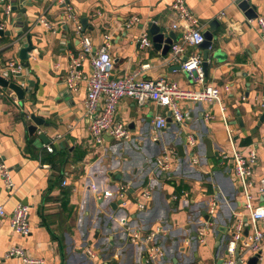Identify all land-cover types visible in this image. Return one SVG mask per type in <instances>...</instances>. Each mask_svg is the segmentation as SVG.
<instances>
[{"label": "crops", "instance_id": "1", "mask_svg": "<svg viewBox=\"0 0 264 264\" xmlns=\"http://www.w3.org/2000/svg\"><path fill=\"white\" fill-rule=\"evenodd\" d=\"M173 1L5 0L0 6L2 31L10 34L0 36L8 40L0 45V66H22L17 77L0 74L8 83L0 84V162L13 184L8 191L0 177V206L9 214L16 204L26 205L30 226L29 235L21 237L11 230L8 216L0 219V264H20L5 258L13 246L44 264H148L146 247L130 242L129 234L155 226L163 229L159 242L165 264L225 263L233 226L245 215L241 186L232 174L228 129L237 149L257 154L253 201L264 205L257 190L264 178V44L256 24L264 17V0H249L253 18L239 8L242 0H184L197 27L213 35L202 83L181 70L179 62L170 61L171 47L167 53L153 47L150 24L165 36L173 32L176 41L181 38L171 30ZM25 18L31 22L23 33ZM145 33L149 48L140 47ZM27 36L32 50L20 60ZM82 37L90 39L93 51L107 47L115 78L138 72L143 79L162 78L183 89L214 86L221 104L184 101V120L178 124L165 109L138 107L124 98L115 121L127 127L130 138L105 135L97 144L85 111L87 56L76 90L65 83L70 57L79 55ZM195 53L203 57L201 48L187 45L181 57ZM156 114L164 115L167 125L154 140ZM34 125L36 131L30 134L28 127ZM168 149L177 156L171 171L164 173L155 160ZM144 190L150 191L151 201L139 212L135 204ZM214 201L217 214L201 242L198 231ZM259 255L257 264H264V242ZM251 256L245 253L241 264Z\"/></svg>", "mask_w": 264, "mask_h": 264}, {"label": "built area", "instance_id": "2", "mask_svg": "<svg viewBox=\"0 0 264 264\" xmlns=\"http://www.w3.org/2000/svg\"><path fill=\"white\" fill-rule=\"evenodd\" d=\"M5 0H0V6ZM63 3V0H60ZM171 9L175 20L171 24V30L179 31L181 38L176 41L170 49L169 59L173 62H179V68L189 77L202 83L204 74L202 70V56L198 53L191 54L182 58L181 55L185 46H199L203 40V33L196 25V19L186 6L184 0H174ZM10 8L5 7V12ZM224 14H220L223 19ZM135 19V18H134ZM136 20V19H135ZM230 23V22H229ZM47 25V23H45ZM258 33L264 44V17L256 19ZM0 30L2 27L0 25ZM80 27H76V32ZM151 41L145 33L141 36L140 47L149 48ZM87 56L89 58L90 72L87 80L85 111L89 120L88 129L97 144L101 143L103 136L108 135L115 140L125 141L130 138V132L121 122L115 121V115L122 99L133 100L138 107L148 104H154L168 112L169 118L178 124H182L184 115L181 110V103L186 102H204L207 104H221L219 89L214 86H203L199 89H183L173 82L165 79H143L138 72L126 74L115 78L112 75L113 60L106 46L97 51H93V46L88 37L81 39V51L78 56L70 57L69 70L66 77L67 87L74 91L77 88L81 76L79 67L82 60ZM145 67V66H144ZM22 66L16 62H8L3 67L0 66V74L7 73L11 76H19ZM264 108V104L262 105ZM167 125V118L162 114H156L152 121V130L154 140H157V134ZM226 125V124H225ZM227 127V126H226ZM228 129V127H227ZM228 141L232 147L229 156L233 165L232 174L235 176L243 194V209L245 215L238 217L233 226L231 240L227 246V257L224 264H235L241 262L245 253L249 252L252 256L260 254L262 243L264 242V205H255L252 189L256 186L253 173L257 165V154L254 150H249L247 154L242 153L235 147L233 135L228 129ZM193 136H189V144L194 146ZM46 149L52 152V147L46 145ZM177 152L174 149L164 151L155 160L156 166L168 173L171 171L173 160ZM0 177L8 191L13 190V184L10 179L7 167L0 162ZM257 190L260 196L264 195V178H260L257 184ZM176 196L173 197L175 199ZM172 199V200H173ZM151 201L149 190L142 191L137 197L136 209L141 212L147 209ZM207 220L204 226L199 229V240L203 242L208 232V227L213 225V219L217 214V203L212 202L206 210ZM9 217V225L13 233L18 236L26 237L30 233L29 212L26 205L18 203L7 214L0 206V219ZM248 224V225H247ZM248 227V233L243 235V229ZM163 232L162 227L155 226L148 231H135L129 234V240L132 243H140L146 247V261L148 264H165V253L159 242V236ZM239 251L237 252V247ZM88 253L92 255L91 250ZM238 257L236 258V254ZM5 258L16 259L20 264H44L41 258L29 255L23 248L18 246L11 247L5 254Z\"/></svg>", "mask_w": 264, "mask_h": 264}, {"label": "water", "instance_id": "3", "mask_svg": "<svg viewBox=\"0 0 264 264\" xmlns=\"http://www.w3.org/2000/svg\"><path fill=\"white\" fill-rule=\"evenodd\" d=\"M250 7V9H249ZM239 8L243 11H245V15L247 18H253L256 17V15L254 14L253 10L254 7L250 6L249 4V0H242L239 3ZM21 16H24L25 10H21ZM31 22V20H28L27 18H25L24 23H23V28H22V32L25 33L28 30V23ZM150 33L152 35V44L153 47L156 49H161V51L163 53H167L169 52L170 47L176 42V38L173 32H169L167 34V36H165L164 34H162L160 32V28L158 26H156L155 24H150ZM1 35H10L9 32H4L2 30H0V36ZM204 40L203 42L198 46L199 48H201L203 50V62L201 64L202 66V70H203V74L204 76H206L207 74V67H208V55L210 53V48L212 45V40H213V35L210 32H206L203 34ZM162 43H164V46H162ZM24 44L20 49H19V59L20 60H26L28 58V53L31 52L32 50V44L30 41V37L27 36L26 40L22 43ZM212 56H215L214 54H212ZM0 84L4 87H7L8 83L3 81L2 78L0 77ZM264 119V112L262 114L261 120ZM168 121H170V119H168ZM33 122L37 125H40L39 121H37L35 118L33 119ZM36 126H29L28 127V131L30 134L34 133L36 131ZM209 144V143H208ZM210 151V148H209ZM248 233V227L246 226V228H244V232L243 235L246 236ZM239 251V246L237 247V252ZM259 254L255 255V256H251L247 259V264H257L258 259H259ZM238 257V253L236 254V258ZM224 261L220 260L219 262H217V264H223ZM237 264H241V262L237 261Z\"/></svg>", "mask_w": 264, "mask_h": 264}, {"label": "trees", "instance_id": "4", "mask_svg": "<svg viewBox=\"0 0 264 264\" xmlns=\"http://www.w3.org/2000/svg\"><path fill=\"white\" fill-rule=\"evenodd\" d=\"M8 40L4 37H0V45L6 43Z\"/></svg>", "mask_w": 264, "mask_h": 264}]
</instances>
